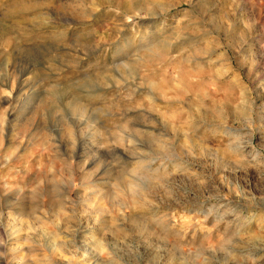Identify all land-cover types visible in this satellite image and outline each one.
Segmentation results:
<instances>
[{
    "label": "rangeland",
    "instance_id": "obj_1",
    "mask_svg": "<svg viewBox=\"0 0 264 264\" xmlns=\"http://www.w3.org/2000/svg\"><path fill=\"white\" fill-rule=\"evenodd\" d=\"M0 264H264V0H0Z\"/></svg>",
    "mask_w": 264,
    "mask_h": 264
}]
</instances>
